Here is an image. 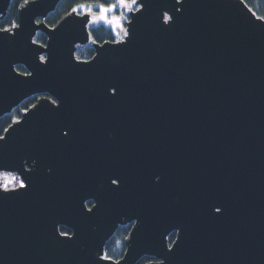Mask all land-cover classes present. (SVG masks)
<instances>
[{
  "label": "water",
  "instance_id": "1",
  "mask_svg": "<svg viewBox=\"0 0 264 264\" xmlns=\"http://www.w3.org/2000/svg\"><path fill=\"white\" fill-rule=\"evenodd\" d=\"M60 1L0 30V118L56 103L0 138V172L27 185L0 191V264H264V21L241 0H138L83 62L88 16L44 25ZM127 224L123 258L101 260Z\"/></svg>",
  "mask_w": 264,
  "mask_h": 264
},
{
  "label": "trees",
  "instance_id": "2",
  "mask_svg": "<svg viewBox=\"0 0 264 264\" xmlns=\"http://www.w3.org/2000/svg\"><path fill=\"white\" fill-rule=\"evenodd\" d=\"M24 0H12L8 11L3 19L0 20V30H4L7 28L12 27L17 22V7L20 2ZM244 5L250 9L257 18H260L264 21V0H242ZM94 2H103L109 3L106 0H61L55 11L50 13L46 18L45 25L52 27L54 26L63 16H65L68 12H70L74 8H78L79 5L82 4H93ZM93 43L102 44L103 42H113L116 39L112 36L107 28L104 27H97L95 30L91 31ZM35 42L44 45L45 43V36L41 35L40 33L35 35ZM93 53L92 49H80L76 52V57L82 61H87L91 58ZM16 71L21 74H26L25 70L21 67H16ZM37 97H32L25 102H23L17 109L8 115L0 118V137L3 135V131H5L9 125L12 123V120L19 119L20 111H26L30 106L36 102ZM40 98V97H39ZM116 232L112 236V239L107 241L105 248H104V255L107 254L111 259L110 261L117 262L122 259L125 251L124 240L127 238L130 232V225L119 227ZM69 234V231L65 228H60L61 233ZM173 236L169 237V243L172 242ZM152 259L143 258L140 260L139 264H147Z\"/></svg>",
  "mask_w": 264,
  "mask_h": 264
},
{
  "label": "snow or ice",
  "instance_id": "3",
  "mask_svg": "<svg viewBox=\"0 0 264 264\" xmlns=\"http://www.w3.org/2000/svg\"><path fill=\"white\" fill-rule=\"evenodd\" d=\"M138 0H113L111 3H103V2H94L93 4H82L79 5L78 8H74L73 12L83 11L85 14L89 16V20L87 21L90 24L103 22L112 28L113 33L119 34L124 33L127 35L126 29L123 27V21L125 19L124 13L132 12L134 10L139 11L140 9L136 8ZM120 14L116 13L120 11ZM165 22L169 20V17L165 15ZM41 62L43 63L45 58L43 56L40 57ZM15 183L18 189H26L27 185L23 180H18L17 178H9L7 175L3 178V183L0 184V191L5 193L9 190V185ZM113 183H116L113 181ZM15 190V189H13ZM219 211V209H217ZM67 233H61V236L67 237ZM101 260H110L111 258L107 256V254L102 255L100 257Z\"/></svg>",
  "mask_w": 264,
  "mask_h": 264
},
{
  "label": "rangeland",
  "instance_id": "4",
  "mask_svg": "<svg viewBox=\"0 0 264 264\" xmlns=\"http://www.w3.org/2000/svg\"><path fill=\"white\" fill-rule=\"evenodd\" d=\"M121 11L122 10L118 11L116 14L119 15ZM77 12L82 13V14H85L83 11H77ZM124 15H125V19H124V21L122 23H123L124 29H126V24L128 23L129 17L125 13H124ZM99 25H103L106 28L111 29V31H112V28L109 27L108 25L104 24L103 22L92 24L91 27H96V26H99ZM9 30H11V29H9ZM112 33H113V31H112ZM113 35H114V38L116 39L115 40L116 43L122 42L125 39V37H126V35L124 33H119V34L113 33ZM109 43H113V42H109ZM4 176H5V174H0V184L3 183ZM7 176L10 179L11 178H17L16 175H7ZM13 188H16V184L15 183H12V184L9 185V190L10 189H13ZM131 228H132V224L130 225V231H131ZM172 236L174 237L175 236V233H173Z\"/></svg>",
  "mask_w": 264,
  "mask_h": 264
},
{
  "label": "flooded vegetation",
  "instance_id": "5",
  "mask_svg": "<svg viewBox=\"0 0 264 264\" xmlns=\"http://www.w3.org/2000/svg\"><path fill=\"white\" fill-rule=\"evenodd\" d=\"M106 1H108L109 3L113 2V0H111V1H110V0H106ZM58 3H59V2H58ZM56 7H57V6H56ZM135 7L139 9L138 6H135ZM55 9H56V8H55ZM55 9H54V11H55ZM54 11H53V12H54ZM134 11H136V10H134ZM53 12H52V13H53ZM70 12H73V9H72ZM70 12H68L67 14H69ZM132 12H133V11H132ZM74 13H77V15H80L79 12H74ZM130 13H131V12H128V13H125V14L129 17V14H130ZM49 14H50V13H49ZM67 14H66V15H67ZM81 14H82V13H81ZM66 15H65V16H66ZM85 15L88 16L87 14H85ZM63 17H64V16H63ZM63 17H62V18H63ZM62 18H61V19H62ZM88 18H89V16H88ZM61 19H60V20H61ZM60 20H59V21H60ZM45 21H46V20H45ZM45 21H44V22H45ZM86 23H87V25H86V30L88 31L89 38H90L91 41H92V35H91V31H92V30H95V29H96L97 27H99V26H100V27H104V28H106V27L103 26V25H99V26H96V27H91L92 24H90V23H88V22H86ZM55 25H56V24H55ZM55 25H54V26H55ZM52 27H53V26H52ZM52 27H49V28H52ZM107 29H108V28H107ZM108 30H109V32L112 34V36L114 37V35H113L111 29H108ZM114 184H116V183H114ZM84 205H85V207H86L87 209H91L93 206H95V203H94L93 201H91V200H89V201L86 200V202H85Z\"/></svg>",
  "mask_w": 264,
  "mask_h": 264
}]
</instances>
